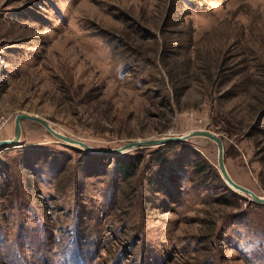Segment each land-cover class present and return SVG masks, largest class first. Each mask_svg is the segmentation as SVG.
Listing matches in <instances>:
<instances>
[{"label":"rangeland","instance_id":"374dc122","mask_svg":"<svg viewBox=\"0 0 264 264\" xmlns=\"http://www.w3.org/2000/svg\"><path fill=\"white\" fill-rule=\"evenodd\" d=\"M19 112L99 148L210 130L264 196V0H0V140ZM0 264H264V204L205 137L111 156L23 120Z\"/></svg>","mask_w":264,"mask_h":264},{"label":"water","instance_id":"95a60500","mask_svg":"<svg viewBox=\"0 0 264 264\" xmlns=\"http://www.w3.org/2000/svg\"><path fill=\"white\" fill-rule=\"evenodd\" d=\"M28 120L33 121L41 126H43L50 134L55 136L56 138L70 144L73 146H79L89 152L100 153V154H108L111 156L121 155L127 153L129 150L135 148H142V147H149V146H160L168 143H184L186 140L192 137H205L211 141H213L217 147V168L218 171L224 180V182L232 188L234 191H238L245 195H248L250 200L255 203H262L264 204V196L257 195L251 189L237 183L228 173L225 163H224V155H223V141L221 137L214 132L207 130V129H194L186 134L183 135H174V136H165V137H157L145 140H132L128 141L118 147L114 148H99V147H92L86 144L85 142L67 136L58 130L49 122L47 119L40 117L34 114L22 113L19 112L14 117V131L13 137L10 139H1L0 140V150L7 147L15 145L19 137L21 135V121Z\"/></svg>","mask_w":264,"mask_h":264},{"label":"trees","instance_id":"16d2710c","mask_svg":"<svg viewBox=\"0 0 264 264\" xmlns=\"http://www.w3.org/2000/svg\"><path fill=\"white\" fill-rule=\"evenodd\" d=\"M135 167H136V160L134 157H128L126 159L124 158L118 159L115 165L116 171L125 177H129L130 175H132Z\"/></svg>","mask_w":264,"mask_h":264},{"label":"bare ground","instance_id":"6f19581e","mask_svg":"<svg viewBox=\"0 0 264 264\" xmlns=\"http://www.w3.org/2000/svg\"><path fill=\"white\" fill-rule=\"evenodd\" d=\"M57 130V129H56Z\"/></svg>","mask_w":264,"mask_h":264}]
</instances>
